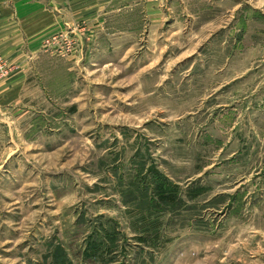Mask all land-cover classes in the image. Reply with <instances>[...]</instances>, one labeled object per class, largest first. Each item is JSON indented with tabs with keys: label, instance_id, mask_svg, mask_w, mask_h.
Listing matches in <instances>:
<instances>
[{
	"label": "rangeland",
	"instance_id": "1",
	"mask_svg": "<svg viewBox=\"0 0 264 264\" xmlns=\"http://www.w3.org/2000/svg\"><path fill=\"white\" fill-rule=\"evenodd\" d=\"M75 1L0 20V264H264V0Z\"/></svg>",
	"mask_w": 264,
	"mask_h": 264
},
{
	"label": "crops",
	"instance_id": "2",
	"mask_svg": "<svg viewBox=\"0 0 264 264\" xmlns=\"http://www.w3.org/2000/svg\"><path fill=\"white\" fill-rule=\"evenodd\" d=\"M32 0H0V20L7 21L9 20H18L22 23V27L24 29V23L30 22V17L32 18V13H30L29 9L34 3H31ZM56 1V0H54ZM74 3L76 1L74 0ZM71 16V15H70ZM65 15L60 13L58 17L55 16L56 21L62 25Z\"/></svg>",
	"mask_w": 264,
	"mask_h": 264
}]
</instances>
